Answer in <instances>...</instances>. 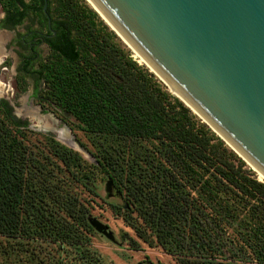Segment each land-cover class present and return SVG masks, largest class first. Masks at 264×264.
<instances>
[{
	"label": "trees",
	"instance_id": "1",
	"mask_svg": "<svg viewBox=\"0 0 264 264\" xmlns=\"http://www.w3.org/2000/svg\"><path fill=\"white\" fill-rule=\"evenodd\" d=\"M0 4L12 25L31 13L46 27L35 93L74 116L94 148L86 159L0 97V264H101L85 192L137 236L114 242L160 245L177 264H264V181L85 0H47L48 16L44 0ZM108 180L113 200L101 193ZM42 243L61 255L46 261Z\"/></svg>",
	"mask_w": 264,
	"mask_h": 264
},
{
	"label": "water",
	"instance_id": "2",
	"mask_svg": "<svg viewBox=\"0 0 264 264\" xmlns=\"http://www.w3.org/2000/svg\"><path fill=\"white\" fill-rule=\"evenodd\" d=\"M89 2L172 93L264 175V0ZM104 190L119 196L111 180ZM91 223L115 239L100 219Z\"/></svg>",
	"mask_w": 264,
	"mask_h": 264
},
{
	"label": "rangeland",
	"instance_id": "3",
	"mask_svg": "<svg viewBox=\"0 0 264 264\" xmlns=\"http://www.w3.org/2000/svg\"><path fill=\"white\" fill-rule=\"evenodd\" d=\"M85 1L92 7L88 0ZM32 16L33 15H31L28 20L26 19L25 23L17 26L15 30L19 32L22 31L24 24H29L33 27L38 25L41 26L42 30H45L46 27L44 26V24L40 23L37 17ZM0 32H2L0 33L1 36L3 34V31L0 30ZM10 32L7 31L6 33ZM120 39L130 49L132 56L137 61H139V59L135 55L134 50L127 43H125L121 37ZM38 49V59L45 57L49 51L46 44H41ZM19 62L20 59L18 58V56L14 52L10 54V52L8 51H6V55H4V57L1 59L0 97L8 99L14 108V112L16 114L19 113V117L27 119L30 127H32L33 129L42 132H50L55 136L56 139L68 146L69 144L72 146H76L73 141H77L79 142V144H84L85 147L81 144L80 145L84 147L87 152L79 149L78 151L86 159L92 160L90 151L94 148L90 142L88 133L76 127L75 124H77V120L74 116L69 115L68 113H64L63 110L57 107L54 103H51L47 99L41 97V91L39 94L35 93V78L32 76V74H28L23 77L21 75V72L18 71ZM156 76L160 79L163 86L171 92L170 86L159 75ZM173 94L175 95V93ZM191 111L195 113L192 109ZM195 114L199 118H201L197 113ZM72 127H74V129ZM68 141H70L69 144ZM245 162L247 166L251 168L254 174L259 179H261L257 169L253 168L249 162ZM101 185V193L105 195V183ZM84 196L86 198L92 199V201H90L92 214L102 222L108 224L118 240H120L122 232L125 231L129 232L131 235L137 238L134 230L125 223L120 213H116L112 210L108 202L103 201L97 196L88 195L86 192L84 193ZM110 197L111 200L115 199L114 196ZM91 240L92 247L95 248L101 256V264H123L125 262L129 263L142 257H146L153 261L157 260L162 262L163 264H177L174 257L171 254L165 252L160 245L155 244L153 246H150L140 239H138L140 241L139 249L130 248L124 241H121V243L114 242L97 231L92 232ZM42 246L45 247L41 252V256H44V259L46 261L51 262L52 256L57 257L62 253V251H58V248H56V246L53 244L42 243ZM27 264H31V262H27Z\"/></svg>",
	"mask_w": 264,
	"mask_h": 264
},
{
	"label": "flooded vegetation",
	"instance_id": "4",
	"mask_svg": "<svg viewBox=\"0 0 264 264\" xmlns=\"http://www.w3.org/2000/svg\"><path fill=\"white\" fill-rule=\"evenodd\" d=\"M26 1V0H24ZM31 13H28L23 17L21 22L12 25L9 20L6 19V12L2 8L0 4V30L5 34L7 31L10 33L2 34L0 36V42L2 50L6 53V51L14 52L18 58L20 59L18 69L22 65V72L26 75H30V69L32 66H36L37 59L39 58V49L38 47L41 44H46L45 35H47V29L42 30L41 26H30L29 24H24L22 31L15 30L17 26L25 23L26 19L30 18ZM2 33V32H0ZM123 264H163L160 261H153L146 257H142L140 259L134 260L129 263Z\"/></svg>",
	"mask_w": 264,
	"mask_h": 264
},
{
	"label": "bare ground",
	"instance_id": "5",
	"mask_svg": "<svg viewBox=\"0 0 264 264\" xmlns=\"http://www.w3.org/2000/svg\"><path fill=\"white\" fill-rule=\"evenodd\" d=\"M89 1V0H88ZM91 4V3H90ZM92 5V4H91ZM93 6V5H92ZM107 21V20H106ZM108 22V21H107ZM4 35V34H3ZM1 37H2V35H1ZM6 37V36H5ZM1 44H3V43H1L0 42V62H1V59L4 57V55H6V53L2 50V47H1ZM133 49V48H132ZM134 50V49H133ZM134 52H135V55H136V57L139 59V61L140 62H142V63H145L152 71H154L144 60H143V58L134 50ZM157 74V73H156ZM158 75V74H157ZM0 86H1V81H0ZM173 92L175 93V94H177L174 90H173ZM178 95V94H177ZM179 97H181L180 95H178ZM182 98V97H181ZM194 109V108H193ZM255 169H257V168H255ZM257 171L259 172V176H260V178L262 179V180H264V175L257 169Z\"/></svg>",
	"mask_w": 264,
	"mask_h": 264
}]
</instances>
